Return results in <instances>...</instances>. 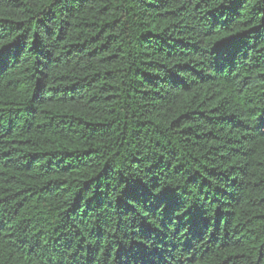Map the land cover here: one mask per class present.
<instances>
[{"label": "trees", "instance_id": "obj_1", "mask_svg": "<svg viewBox=\"0 0 264 264\" xmlns=\"http://www.w3.org/2000/svg\"><path fill=\"white\" fill-rule=\"evenodd\" d=\"M0 264H264V0H0Z\"/></svg>", "mask_w": 264, "mask_h": 264}]
</instances>
